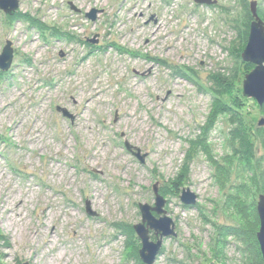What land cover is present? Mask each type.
I'll return each instance as SVG.
<instances>
[{"label":"rangeland","instance_id":"1","mask_svg":"<svg viewBox=\"0 0 264 264\" xmlns=\"http://www.w3.org/2000/svg\"><path fill=\"white\" fill-rule=\"evenodd\" d=\"M214 1L19 0L14 17L0 11V54L7 42L14 51L0 71V264H143L133 227L154 185L175 233L154 264H259L250 231L264 113L252 100L242 145L233 112H211L217 78L242 90L250 4L264 23V0Z\"/></svg>","mask_w":264,"mask_h":264},{"label":"water","instance_id":"2","mask_svg":"<svg viewBox=\"0 0 264 264\" xmlns=\"http://www.w3.org/2000/svg\"><path fill=\"white\" fill-rule=\"evenodd\" d=\"M199 6H212L216 4L214 0H193ZM19 0H0V11L8 16H13L18 9ZM250 13L253 21L249 27V34L247 44L241 55L244 63L254 66V69L248 73L242 82L241 95L253 100L259 107L264 105V23L259 18L256 11V3L250 4ZM91 21L95 19V12L87 15ZM14 51L12 44L7 42L0 54V71L8 72L13 63ZM63 117H69L66 111L59 110ZM264 125V120L259 122V126ZM128 151L131 147L125 145ZM141 163L143 158L138 154H134ZM153 193L155 196L154 207L149 205H139V212L141 215V223L133 227V230L140 240L141 248L139 250V258L143 264H154L158 253L162 248L164 238L174 237V224L165 216L163 207L165 205L164 199L158 194L157 186H153ZM183 205H194L196 197L189 191H184L180 197ZM257 215L259 220V230L256 234V241L259 246V251L264 264V196H259L257 203ZM89 215H92L88 208L86 209ZM155 213L159 217H154ZM153 232L157 240L151 241L149 233ZM23 264H29L27 262Z\"/></svg>","mask_w":264,"mask_h":264},{"label":"trees","instance_id":"3","mask_svg":"<svg viewBox=\"0 0 264 264\" xmlns=\"http://www.w3.org/2000/svg\"><path fill=\"white\" fill-rule=\"evenodd\" d=\"M258 14V13H257ZM259 16V15H258ZM11 17H14L11 16ZM260 17V16H259ZM17 18V16H16ZM14 19V18H13ZM243 67L241 68V75L244 78L248 74V66L250 64L243 63ZM218 79V86L219 90L217 91V98L214 101V109L211 112V118L216 119L219 115H222L227 112H233L232 114V122L236 125V137L240 140L242 145H249L251 143L250 139L251 135L248 133V128L251 123L254 122L256 119V114L249 112V104H256L252 100L244 99V97L241 95V92L238 87V83H240V78L234 83L233 81H227L224 78H217ZM216 80V79H215ZM254 106V107H255ZM258 112L261 114L264 113V105L260 108L259 106L257 107ZM179 184V181H175L172 183V187L174 190L177 189ZM264 196V195H263ZM256 219V218H255ZM256 224H253V229L250 231L252 232L251 237L254 243V246L257 250V257L259 260V264H261L260 260V254L258 251V247L256 246V233L258 229V223L257 221L255 222ZM126 233H129L132 235V230L127 229Z\"/></svg>","mask_w":264,"mask_h":264},{"label":"bare ground","instance_id":"4","mask_svg":"<svg viewBox=\"0 0 264 264\" xmlns=\"http://www.w3.org/2000/svg\"><path fill=\"white\" fill-rule=\"evenodd\" d=\"M159 27H160V25H159ZM204 194H205V193H204ZM204 194H203V195H204ZM205 195H206V194H205Z\"/></svg>","mask_w":264,"mask_h":264}]
</instances>
